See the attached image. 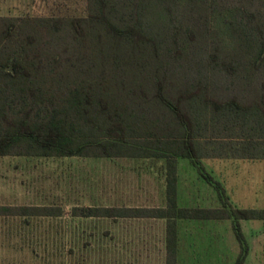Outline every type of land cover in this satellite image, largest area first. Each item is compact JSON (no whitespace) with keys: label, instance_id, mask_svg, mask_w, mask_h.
Instances as JSON below:
<instances>
[{"label":"trees","instance_id":"trees-1","mask_svg":"<svg viewBox=\"0 0 264 264\" xmlns=\"http://www.w3.org/2000/svg\"><path fill=\"white\" fill-rule=\"evenodd\" d=\"M137 158L165 164L168 207H74L75 217L243 220L208 176L220 207H179L178 163L264 159V0H87L79 16L0 17V157ZM51 205H0V216L53 217Z\"/></svg>","mask_w":264,"mask_h":264},{"label":"rangeland","instance_id":"rangeland-1","mask_svg":"<svg viewBox=\"0 0 264 264\" xmlns=\"http://www.w3.org/2000/svg\"><path fill=\"white\" fill-rule=\"evenodd\" d=\"M86 11L87 0H0V15L79 16ZM202 162L203 170L188 159L181 160L183 196L200 192L207 201L198 205H220L208 179L212 176L225 179L233 205L264 208V159L204 158ZM163 164L127 157H0V205L63 209L58 217L0 216V264H164L167 245L162 220L72 215L76 206L128 210L125 207L160 205L165 191ZM243 227L251 263L264 264V221Z\"/></svg>","mask_w":264,"mask_h":264},{"label":"crops","instance_id":"crops-1","mask_svg":"<svg viewBox=\"0 0 264 264\" xmlns=\"http://www.w3.org/2000/svg\"><path fill=\"white\" fill-rule=\"evenodd\" d=\"M3 16L16 17L9 14L0 15V17ZM181 160L184 159H180L178 163V195H177L178 205L179 207H188V208L202 207L198 204H204L207 200L201 199L202 194H200V192L196 193V195H192L189 197L188 196L185 197L181 194V187H180ZM163 165H164L163 170L165 177V191L163 193L164 195L162 197L161 204L152 207H125L126 209H166L168 207L166 170H165V164ZM219 166H222L223 168L225 167V164H220ZM213 171L216 173V170ZM217 177H220L218 172H217ZM222 180L223 182L222 181L220 182H222V184H224V187H226V191L228 192L227 194L230 198V201H233L234 199L229 193L228 187L225 183L226 182L225 179ZM220 206L221 204L216 207H220ZM202 208H214V207H202ZM135 217H149V218H156L162 220V222L164 223V229H165L164 232L166 235V245H167V234H168L167 218L151 217V216H135ZM254 221H263V220L241 221L242 230L246 236V239L248 234L243 226L245 223L254 222ZM174 229L177 234V253H176L175 264H236L242 252V245L236 236L234 230V221L232 219L202 220V219L178 218L175 219L174 221ZM251 257H253L252 253L249 252L245 264H252ZM164 264H169L168 252H167V260L165 261Z\"/></svg>","mask_w":264,"mask_h":264}]
</instances>
